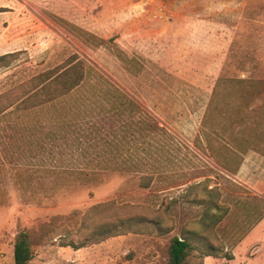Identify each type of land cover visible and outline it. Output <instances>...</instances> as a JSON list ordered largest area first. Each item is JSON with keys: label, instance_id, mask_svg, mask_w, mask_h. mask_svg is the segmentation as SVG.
Segmentation results:
<instances>
[{"label": "rangeland", "instance_id": "obj_1", "mask_svg": "<svg viewBox=\"0 0 264 264\" xmlns=\"http://www.w3.org/2000/svg\"><path fill=\"white\" fill-rule=\"evenodd\" d=\"M8 52L0 93L83 68L0 113V264L23 229L26 264H167L175 235L185 264H226L214 184L264 137V0H0Z\"/></svg>", "mask_w": 264, "mask_h": 264}, {"label": "crops", "instance_id": "obj_2", "mask_svg": "<svg viewBox=\"0 0 264 264\" xmlns=\"http://www.w3.org/2000/svg\"><path fill=\"white\" fill-rule=\"evenodd\" d=\"M227 173V185L214 184L217 193L212 200L218 199L223 212L214 231L230 250L228 258L221 257L226 264H248L255 246L264 242V137L259 148L242 152L234 173Z\"/></svg>", "mask_w": 264, "mask_h": 264}, {"label": "trees", "instance_id": "obj_3", "mask_svg": "<svg viewBox=\"0 0 264 264\" xmlns=\"http://www.w3.org/2000/svg\"><path fill=\"white\" fill-rule=\"evenodd\" d=\"M15 53L8 52L0 55V67L7 66ZM72 57L51 68L43 70L28 79L2 91L0 93V113L11 106L28 109L47 101L56 99L77 86L82 80V62L77 60L73 64ZM110 230H105L109 234ZM190 248L187 238L172 236L169 240L167 264H185ZM210 253L207 255H212ZM30 235L27 230H20L14 239L12 247L13 264H26L32 257Z\"/></svg>", "mask_w": 264, "mask_h": 264}]
</instances>
